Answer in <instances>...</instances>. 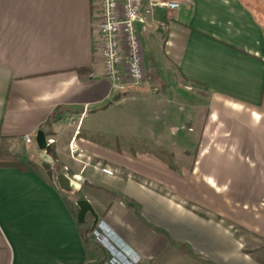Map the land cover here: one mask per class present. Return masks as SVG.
Returning <instances> with one entry per match:
<instances>
[{
    "label": "crops",
    "instance_id": "0c3cea01",
    "mask_svg": "<svg viewBox=\"0 0 264 264\" xmlns=\"http://www.w3.org/2000/svg\"><path fill=\"white\" fill-rule=\"evenodd\" d=\"M174 1L115 92L98 0H0V264H264V0Z\"/></svg>",
    "mask_w": 264,
    "mask_h": 264
},
{
    "label": "built area",
    "instance_id": "2783aa9c",
    "mask_svg": "<svg viewBox=\"0 0 264 264\" xmlns=\"http://www.w3.org/2000/svg\"><path fill=\"white\" fill-rule=\"evenodd\" d=\"M98 2L100 14L99 20L94 24V30L100 43L99 53L105 78L110 81L111 88L115 92H123L143 85L146 82V71L143 41L137 24H147L156 6L170 10L179 8L180 3L174 0H152L148 5H144L143 0H98ZM159 24L164 29L168 28L165 21ZM68 121L71 126L79 127L81 117L77 121L76 116L72 114ZM77 134L79 128L75 130V135ZM24 140L28 143L33 141L30 135H25ZM75 140L74 136L70 144L72 150H76ZM54 141L53 138L48 139V145L50 146ZM41 153L47 155L48 151L41 150ZM102 170L108 175L113 173L110 168Z\"/></svg>",
    "mask_w": 264,
    "mask_h": 264
},
{
    "label": "water",
    "instance_id": "95a60500",
    "mask_svg": "<svg viewBox=\"0 0 264 264\" xmlns=\"http://www.w3.org/2000/svg\"><path fill=\"white\" fill-rule=\"evenodd\" d=\"M36 140L39 149L41 150H49V145H48V139H46V135L43 130H39L37 135H36ZM57 180L59 181V185L62 190L66 192H72L78 190L75 181L72 180L69 176H67L65 173H59L57 175ZM77 206H79L80 210L78 213V218L79 223H84L85 222V217L88 213H90L95 221L93 223V228L96 229L97 225H99V216L96 213L95 208L91 205L90 201L87 198L82 197L77 201Z\"/></svg>",
    "mask_w": 264,
    "mask_h": 264
},
{
    "label": "rangeland",
    "instance_id": "374dc122",
    "mask_svg": "<svg viewBox=\"0 0 264 264\" xmlns=\"http://www.w3.org/2000/svg\"><path fill=\"white\" fill-rule=\"evenodd\" d=\"M73 156H74V154H73ZM67 169H68V167L65 169L66 171H67ZM112 170V169H111ZM77 177V176H76ZM76 179V178H75ZM77 183H79L80 185H79V188L81 189V187H82V185H81V181H82V179L80 178V177H77ZM73 192V191H72ZM108 200V199H107ZM87 219H88V223L86 224V226L84 227V230L86 231V230H89V232H90V239H92V236L94 235V232H95V229L93 228V227H91L92 226V216H91V214L89 213V214H87ZM86 222V221H85ZM85 224V223H84ZM97 227H98V225H97ZM93 228V230L91 231V229ZM96 239L97 241H100V242H103L102 241V239L101 238H97V236H94L93 237V239ZM259 253H261V255H262V257L264 258V249H263V251H261V252H259Z\"/></svg>",
    "mask_w": 264,
    "mask_h": 264
},
{
    "label": "trees",
    "instance_id": "16d2710c",
    "mask_svg": "<svg viewBox=\"0 0 264 264\" xmlns=\"http://www.w3.org/2000/svg\"><path fill=\"white\" fill-rule=\"evenodd\" d=\"M83 234V238L85 240L86 243H90L91 239H90V232L89 230H84V232L82 233Z\"/></svg>",
    "mask_w": 264,
    "mask_h": 264
},
{
    "label": "bare ground",
    "instance_id": "6f19581e",
    "mask_svg": "<svg viewBox=\"0 0 264 264\" xmlns=\"http://www.w3.org/2000/svg\"><path fill=\"white\" fill-rule=\"evenodd\" d=\"M75 184H76L77 188H79V185H78V183H77V182H75Z\"/></svg>",
    "mask_w": 264,
    "mask_h": 264
}]
</instances>
